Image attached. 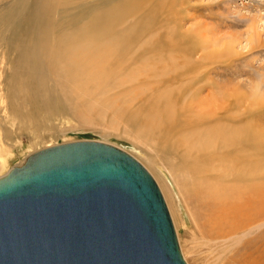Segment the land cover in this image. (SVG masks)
<instances>
[{
  "label": "rangeland",
  "instance_id": "rangeland-1",
  "mask_svg": "<svg viewBox=\"0 0 264 264\" xmlns=\"http://www.w3.org/2000/svg\"><path fill=\"white\" fill-rule=\"evenodd\" d=\"M15 1L12 0V3ZM80 1L84 3L86 0L77 2ZM99 2L101 6L107 2L106 7L110 1L93 0L86 5L92 6ZM112 2L123 11L113 26L115 31L106 37L93 36L97 38L99 45L109 47L106 53L95 48L101 64L92 71L86 69L85 72L82 66V70L78 68L71 72L67 77L69 83H65L67 81L65 79L62 86L49 88L51 92L49 98H40L32 102L22 94L23 101H17L8 109V113H5L6 117L9 115L14 121L1 122L6 129H14V132L8 136V140L5 139L7 143H4L3 151L0 153V177L11 167L22 164L30 153L58 143L97 140L115 145L135 157L158 185L185 262L222 264L221 260L224 257L219 261L216 259L220 253L215 248L218 244L208 242L195 224L199 210L187 194L186 170L183 167L168 166L164 147H156L150 137L134 133L122 123L112 122L116 115L112 108H119L127 101L130 103L164 99L174 101L172 106L175 113L180 112L179 115L182 117L181 115H185L183 110H188L192 106V101L215 103L229 101L228 107L234 103L237 108H232L227 113L234 116L238 110L242 111L243 116L240 118L242 121L245 119L246 125L248 124L246 132L261 140L264 139V46L248 50L251 45L248 38L255 32L259 34L261 41L264 40V0H129L127 3L112 0ZM1 6L3 5L0 4ZM54 6L57 8L60 5L55 3ZM152 12L153 17L148 19L147 14ZM72 13L75 15L69 16L70 23L77 26L82 20V28L90 26L85 23L88 18L97 16L95 10L92 9L90 13V8L87 7L82 8V16L77 15L75 11ZM55 21L51 24L56 28L63 21L67 22L66 19L58 17ZM73 26L68 25L69 29ZM201 28L203 31L209 29L205 35L210 37L213 35L211 38L217 36L219 39L217 44L209 48H197L195 55L203 57L198 65L200 67L190 75L203 72L201 78L204 79L190 86L180 85L176 80H170V83L164 85L163 78L169 74L173 76L174 71L165 73L168 76L164 77L162 73L153 75L152 70H149L152 68L146 66L153 61L148 60L150 58L148 48L154 41L153 43L160 45L159 51H165L176 61L183 60L182 54L194 47L196 42H192L191 39ZM53 32L54 30L50 34ZM120 37L124 40L127 38V43H124L126 51L116 48L119 46ZM15 41L16 39H12L11 44ZM133 53L136 54L135 58H130ZM124 56L126 59L129 57L128 63H122ZM172 62L166 63L169 65ZM188 65L191 66L189 62ZM8 68L9 64L3 58L0 62V74L3 77L7 74ZM52 99L56 100L55 106L52 101L50 102ZM196 110H199L198 107ZM0 117L2 119V115ZM229 123L233 124L231 121ZM242 125L243 123L240 126ZM238 142L239 140H235V143ZM259 148L264 151L263 145ZM179 169L182 173H179Z\"/></svg>",
  "mask_w": 264,
  "mask_h": 264
},
{
  "label": "bare ground",
  "instance_id": "bare-ground-1",
  "mask_svg": "<svg viewBox=\"0 0 264 264\" xmlns=\"http://www.w3.org/2000/svg\"><path fill=\"white\" fill-rule=\"evenodd\" d=\"M0 1L3 5L0 7V62L4 58L9 64L7 74L4 77L0 74L1 153L4 143H7L5 139L8 140V136L14 132V129H6L1 122L14 121L13 117H6L8 109L17 101H23L22 94L32 102L49 98V88L62 86L71 72L78 68L82 70V66L83 71H92L101 64L95 48L106 53L109 47L99 45L97 38L93 36L106 37L112 34L115 31L113 26L123 11L112 0H109L106 7L108 1L103 6L100 5L102 1L92 6L86 5L93 0H86L84 3H78L79 0ZM55 3L60 6L55 8ZM85 7L90 8V13L92 9L95 10L96 18H88L85 23L90 26L85 28H82V20L77 26H73L69 16L75 15L73 11L82 16V8ZM154 12L147 14L148 19L153 17ZM57 17L66 19L67 22L63 21L56 28L51 23ZM68 25L73 28L69 29ZM204 28L206 29L205 26ZM52 30L54 32L51 35ZM203 30L198 29L197 34L192 37L191 41L196 43L182 54L183 60L180 58V61H176L165 51H159L160 45L152 42L148 48V60L153 61L146 64L152 68L149 69L152 74L162 73L164 77L168 76L165 73L174 71L173 76H160L164 85L170 83V80H176L180 85L190 86L204 79L201 78L203 72L200 75H190L200 67L198 65L203 57L195 55L197 48H209L217 44L219 39L217 36L211 38L213 35H205L209 29ZM150 35H153L152 31ZM12 39H16L13 44ZM248 39L251 44L249 51L264 46V40L259 39L257 32ZM124 43H127V38L124 40L120 37L116 48L126 51ZM134 54L130 58H135ZM128 60L129 57L126 59L124 56L122 63H128ZM169 61L173 62L168 65L166 62ZM65 83H69L68 79ZM51 101L55 106L56 100ZM173 102L164 99L127 101L123 105H116L119 108H112L116 114L112 122L122 123L134 133L150 137L156 147H164L168 166L183 167L186 170L187 194L199 210L195 224L208 242L218 244L215 246L220 251L217 261L224 257L222 264H264V151L259 148L260 145L264 146V139L246 132L248 124L246 125L245 119L242 121L240 118L243 116L242 111L238 110L234 116L227 113L232 108H237L234 103L228 107L229 101H192V106L188 110L184 109L185 115L180 117V112L175 113ZM229 121L233 124L230 125ZM235 140L239 142L235 143ZM250 235L252 236L248 237Z\"/></svg>",
  "mask_w": 264,
  "mask_h": 264
},
{
  "label": "water",
  "instance_id": "water-1",
  "mask_svg": "<svg viewBox=\"0 0 264 264\" xmlns=\"http://www.w3.org/2000/svg\"><path fill=\"white\" fill-rule=\"evenodd\" d=\"M0 264H187L162 193L121 148L74 140L0 177Z\"/></svg>",
  "mask_w": 264,
  "mask_h": 264
}]
</instances>
